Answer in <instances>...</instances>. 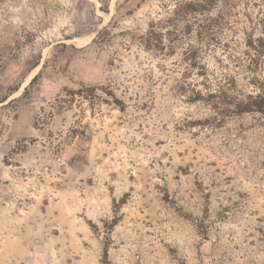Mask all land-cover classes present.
<instances>
[{
  "label": "rangeland",
  "instance_id": "obj_1",
  "mask_svg": "<svg viewBox=\"0 0 264 264\" xmlns=\"http://www.w3.org/2000/svg\"><path fill=\"white\" fill-rule=\"evenodd\" d=\"M257 40L264 0H0V264H264V117L190 101L264 93Z\"/></svg>",
  "mask_w": 264,
  "mask_h": 264
},
{
  "label": "trees",
  "instance_id": "obj_2",
  "mask_svg": "<svg viewBox=\"0 0 264 264\" xmlns=\"http://www.w3.org/2000/svg\"><path fill=\"white\" fill-rule=\"evenodd\" d=\"M152 34V33H151ZM156 44L162 43V40L155 38ZM263 42V44H261ZM156 44H151V47H158ZM149 46V47H150ZM249 49L253 50L254 56L256 58H259L264 53V41L263 40H257L256 42H250L249 43ZM194 53L190 50L188 53L187 58L189 60L194 59ZM258 60V59H257ZM253 63L256 62V60H252ZM35 80V79H34ZM179 93L185 92V88L180 86ZM220 96L216 98V95L214 94H207L205 97L202 92L191 90V98L190 101L192 102H200V101H206V102H212V105L214 108L224 116H235V115H241L245 113H258L261 114L264 117V93L258 94V95H248L241 97H235V96H228L223 90L219 91ZM216 98V100H215ZM222 105L223 109L220 110L219 106Z\"/></svg>",
  "mask_w": 264,
  "mask_h": 264
}]
</instances>
